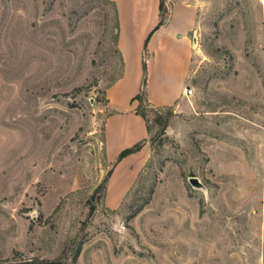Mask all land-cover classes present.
<instances>
[{"label":"rangeland","instance_id":"374dc122","mask_svg":"<svg viewBox=\"0 0 264 264\" xmlns=\"http://www.w3.org/2000/svg\"><path fill=\"white\" fill-rule=\"evenodd\" d=\"M191 2L189 75L168 110L148 99L162 84L149 67L184 0L146 36L142 102L110 108L114 2L0 0V264H264V0ZM136 104L146 148L119 160L138 143L124 139Z\"/></svg>","mask_w":264,"mask_h":264},{"label":"crops","instance_id":"0c3cea01","mask_svg":"<svg viewBox=\"0 0 264 264\" xmlns=\"http://www.w3.org/2000/svg\"><path fill=\"white\" fill-rule=\"evenodd\" d=\"M115 2L118 10L120 23V32L118 39V49L124 60V70L122 77L114 82L107 89V106H113L116 102H131L139 93L140 87L136 84L140 76V65L143 59L144 42L149 32L158 22L159 0H112ZM169 2V0H167ZM166 1V3H167ZM185 8L175 15V25L168 27L163 34V41L159 44L157 50V61L153 64V69L149 67V75H153L159 81V95L152 94L149 90L148 99L158 106H170L175 104L182 95L183 84L188 79L190 58L192 53V42L189 37L190 32L195 26V15L197 14L195 6L191 5V0H184ZM137 8V9H135ZM174 10L168 11V21L174 18ZM156 32V28L152 33ZM160 52V53H159ZM134 63L136 70L132 72L128 67ZM178 81L180 86L171 87L164 85L163 82L169 80ZM137 104L132 106L127 112V116L134 117L137 122L136 129H126L124 139L129 144L145 140L148 136V130L144 118L136 113ZM111 115V114H110ZM107 118L105 135L109 134V125L113 115ZM107 154L110 160L112 154L111 146L107 145ZM110 146V147H109ZM144 145L141 150L132 154L136 156L145 150Z\"/></svg>","mask_w":264,"mask_h":264},{"label":"trees","instance_id":"16d2710c","mask_svg":"<svg viewBox=\"0 0 264 264\" xmlns=\"http://www.w3.org/2000/svg\"><path fill=\"white\" fill-rule=\"evenodd\" d=\"M111 1H112V0H111ZM112 2H113V1H112ZM165 3H166V0H159V10H160V17H161V22H160L159 25H161V24L164 22V20H165L164 15L162 14L163 11H164L165 8H166V7H165ZM114 5H115V7H116V12H117V15H118V10H117V6H116L115 2H114ZM159 25L156 27V29L159 27ZM119 32H120V23H119V18H118V36H117V44H118V39H119ZM117 48H118V46H117ZM118 51H119V49H118ZM119 53H120V51H119ZM120 54H121V53H120ZM121 56H122V55H121ZM122 61H123V66H124V60H123V57H122ZM145 95H146V92H145L144 90H142L140 93H138V94L134 97V99H136V100L142 102L143 97H144ZM140 107H141V106L139 105V106L136 108V113L140 114V115L144 118V120H145V122H146L147 130H148V134H149L151 130H150L149 125L147 124L146 114H145L143 111L140 110ZM166 108H167L168 110H170V107H169V106H167ZM161 123L163 124L164 127H166V126H167V123H168V117L165 118L164 120H162ZM144 142H145V140L139 141V142L136 143L132 148H129V149L124 150L123 153L121 154L119 160L122 159V158H123L125 155H127V154H130V153H133V152H137V151H139V150L144 146ZM119 160H118V161H119Z\"/></svg>","mask_w":264,"mask_h":264},{"label":"water","instance_id":"95a60500","mask_svg":"<svg viewBox=\"0 0 264 264\" xmlns=\"http://www.w3.org/2000/svg\"><path fill=\"white\" fill-rule=\"evenodd\" d=\"M190 182L196 187H202V182L197 177H191Z\"/></svg>","mask_w":264,"mask_h":264},{"label":"built area","instance_id":"2783aa9c","mask_svg":"<svg viewBox=\"0 0 264 264\" xmlns=\"http://www.w3.org/2000/svg\"><path fill=\"white\" fill-rule=\"evenodd\" d=\"M193 93V89L192 88H186L185 89V95H191Z\"/></svg>","mask_w":264,"mask_h":264}]
</instances>
